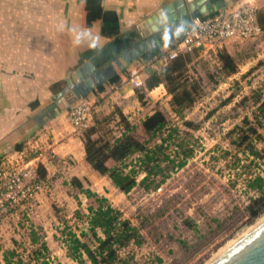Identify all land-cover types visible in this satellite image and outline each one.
<instances>
[{"label": "rangeland", "instance_id": "1", "mask_svg": "<svg viewBox=\"0 0 264 264\" xmlns=\"http://www.w3.org/2000/svg\"><path fill=\"white\" fill-rule=\"evenodd\" d=\"M232 43L225 48L226 52L230 50L228 54L236 64V73L232 75L224 74L213 57L192 55L179 82L193 87L196 95L182 120L171 111L170 96L164 88L163 97L154 100L160 91L156 89L151 99L147 98L150 103L146 105L149 108L146 113L160 110L169 121V128L176 130L165 154L180 160L182 149L193 150L182 168L173 169L157 186L160 178H149L145 184L153 181L146 189L138 183L144 176L139 171L137 185L127 194L118 191L106 176L96 174L81 181L139 229L143 243L130 245L121 253L132 256L131 264H209L234 244L224 250L228 242L238 241L264 219L263 213L253 222L244 223L247 219L244 207L254 196L246 187L247 177L261 173L264 165L259 161L256 167L247 170L239 165L233 167V155L241 159V164L245 159L231 146L227 136L235 126L242 125L245 117L254 123L252 99L255 93L264 97V35ZM111 112L94 117L102 119ZM144 114L128 120L137 126L133 136L140 141L145 139L139 125ZM184 120L193 126L187 127ZM116 122L117 118L112 116L106 125L110 137L120 131ZM257 131L260 139L256 146L262 148L264 124ZM178 144L182 145L177 150ZM9 153L3 154L0 148V164L10 157ZM12 156L19 161L15 154ZM137 158L134 155L124 163L137 169ZM39 178L41 190L21 206L9 210L0 222V259L3 251L16 249L25 264H39L40 260L32 257L34 247L28 237L31 229L36 232L38 229L48 248L45 258L49 264H77L65 255L61 230L64 225L81 226L84 219L76 218L74 213L85 215L87 207H96V202L71 186L68 176L54 174L42 178L39 174Z\"/></svg>", "mask_w": 264, "mask_h": 264}, {"label": "crops", "instance_id": "2", "mask_svg": "<svg viewBox=\"0 0 264 264\" xmlns=\"http://www.w3.org/2000/svg\"><path fill=\"white\" fill-rule=\"evenodd\" d=\"M13 1L15 5L10 4ZM172 1L101 0L102 7L113 10L117 18V31L103 36L99 22L82 25L84 0H0L1 150L10 146L12 156L17 153L13 145L28 137L22 150L29 158L39 153L34 161L45 178L63 174L81 182L96 176L85 161L81 133L75 132L67 119L68 107L54 96L66 86L67 78L89 62L96 86L81 99L93 105L91 122L95 114L110 113L115 107L129 121L132 116L145 113L142 119L150 114L152 111L146 113L147 98L156 89L160 91L154 100L163 97V86L146 92L142 103L128 82V72L144 66L140 56L150 49L157 47L166 53L179 39L188 18L176 24L170 40L160 35L159 46L151 36L141 38L136 27ZM242 2H252L258 10L264 7V0H234L230 4ZM137 44L145 48L142 53L137 52ZM163 70L155 63L143 76L146 79L151 71ZM115 75L119 85L109 82ZM98 85L102 90L97 91ZM42 119L48 120L43 124Z\"/></svg>", "mask_w": 264, "mask_h": 264}, {"label": "trees", "instance_id": "3", "mask_svg": "<svg viewBox=\"0 0 264 264\" xmlns=\"http://www.w3.org/2000/svg\"><path fill=\"white\" fill-rule=\"evenodd\" d=\"M206 17L207 15H199ZM99 22L100 32L103 36H109L117 31V18L113 10L104 9L101 0H84L82 25L90 27L93 23ZM257 22L264 31V7L257 11ZM186 28L187 22L184 24ZM183 29V30H184ZM198 52L191 51L180 53L174 59L167 62L162 72L151 71L144 80V87L135 89L136 97L143 103L144 94L162 85L165 92L170 96L169 106L171 111L183 119V113L194 103L196 95L195 89L179 80L191 61L192 55ZM163 53L159 48L154 47L141 54L140 60L144 63L161 57ZM216 62L226 75L236 73V64L233 58L224 48L217 50L215 55ZM110 83L119 85L118 76H111ZM102 90V86H97V91ZM83 97V96H82ZM254 110L251 112L254 123L243 119L241 126H235L227 136L231 146L244 156L245 162L241 164V159L237 155L232 156L233 167H241L244 170L252 166L264 165V147L258 148L256 141L260 139L258 128L264 124V97L255 93L252 99ZM112 116L117 118L116 125L120 128L117 136L110 137V130L106 125L112 120ZM41 120L40 123L47 122ZM184 125L192 127V123L184 120ZM169 121L160 110H153L150 114L140 120V128L145 135V139L140 141L133 136L137 126L131 124L118 108H114L109 116L102 119L92 118L91 124L81 131L85 161L92 170L101 176H106L112 185L120 192L127 194L137 185L136 177L141 171L144 176L139 180V184L148 188L153 180L145 184L151 177H159L156 186L164 182L173 169L182 168L187 159L193 154V150L185 148L181 150L183 158H170L165 154L168 141L173 140L172 135L176 132L174 128H169ZM170 130H169V129ZM28 137L13 145V151L20 152L25 146ZM182 144L175 146L179 149ZM229 154V152H225ZM138 155L136 160L137 169L129 167L124 162L130 157ZM250 171V170H248ZM38 172L43 178V173L38 167ZM261 173L250 175L246 180V187L254 192V196L248 199L244 207L247 219L245 224L253 222L264 213V168ZM250 174V172H249ZM69 184L77 188L85 198L94 199L96 207H87V214L83 215L79 211L75 212L76 218L84 219L79 226L64 225L61 234L64 236L62 244L65 255L77 264H131L132 256H122V250L130 245L140 246L144 239L139 229L133 226L128 220L122 218L119 210L108 204L103 197L97 196L90 189L85 188L75 177H72ZM31 251L35 260H40L39 264H49L45 254L48 252L43 236L30 230L28 235ZM0 264H25V260L16 249L5 250L2 252Z\"/></svg>", "mask_w": 264, "mask_h": 264}, {"label": "built area", "instance_id": "4", "mask_svg": "<svg viewBox=\"0 0 264 264\" xmlns=\"http://www.w3.org/2000/svg\"><path fill=\"white\" fill-rule=\"evenodd\" d=\"M257 7L252 2L225 6L206 17L190 15L187 26L179 39L161 57L146 62L128 72V82L133 89L144 87L143 72L157 63L164 68L178 54L197 51L199 56L215 59L217 50L229 41L251 40L264 35L257 22ZM92 103L79 99L67 110V119L75 132L80 133L91 124ZM32 148V147H30ZM21 150L0 164V222L11 209H15L33 198L42 188L38 166L34 158L27 157Z\"/></svg>", "mask_w": 264, "mask_h": 264}, {"label": "water", "instance_id": "5", "mask_svg": "<svg viewBox=\"0 0 264 264\" xmlns=\"http://www.w3.org/2000/svg\"><path fill=\"white\" fill-rule=\"evenodd\" d=\"M232 1L234 0H174L158 9L136 28L141 38L151 36L159 46L160 35H165L170 40V33L178 22L186 21L190 15H210ZM144 49L142 44H137L138 53H142ZM93 72V66L86 62L71 75V79H66V86L54 96L56 101L61 102L64 107H70L85 96L96 86L90 77ZM10 150L11 147L7 146L1 151L7 154ZM209 264H264V219Z\"/></svg>", "mask_w": 264, "mask_h": 264}, {"label": "bare ground", "instance_id": "6", "mask_svg": "<svg viewBox=\"0 0 264 264\" xmlns=\"http://www.w3.org/2000/svg\"><path fill=\"white\" fill-rule=\"evenodd\" d=\"M262 220H263V219H262ZM260 222H261V221H260ZM260 222H259V223H260ZM259 223H258V224H259ZM251 230H252V229H251ZM235 242H237V241H231V242H228V245L225 247L224 250H226L228 247H230V246H231L233 243H235ZM224 250H223V251H224ZM219 256H220V255H219ZM214 260H215V259H214ZM210 263H211V262H210Z\"/></svg>", "mask_w": 264, "mask_h": 264}]
</instances>
